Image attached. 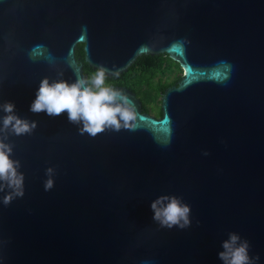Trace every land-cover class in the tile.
Returning <instances> with one entry per match:
<instances>
[{
    "label": "water",
    "instance_id": "1",
    "mask_svg": "<svg viewBox=\"0 0 264 264\" xmlns=\"http://www.w3.org/2000/svg\"><path fill=\"white\" fill-rule=\"evenodd\" d=\"M79 44L109 78L143 55L178 62L161 117L114 86L131 127L93 136L31 111L43 80L87 79ZM6 103L36 126L0 131L24 176L22 197L0 192V264H224L231 234L264 264V0H0V129ZM162 197L189 226L153 218Z\"/></svg>",
    "mask_w": 264,
    "mask_h": 264
},
{
    "label": "clouds",
    "instance_id": "2",
    "mask_svg": "<svg viewBox=\"0 0 264 264\" xmlns=\"http://www.w3.org/2000/svg\"><path fill=\"white\" fill-rule=\"evenodd\" d=\"M106 79V69L103 67L97 69L90 78H79L73 84L63 81L49 84L45 79L41 82L30 110L37 113L46 111L49 116H59L66 111L70 122H83L82 131L93 136L106 128L119 130L121 127H131L129 122L135 119L133 104L122 92L108 86ZM2 108L8 115L4 117L0 131L11 126L16 135H22L36 126L34 122L29 124L12 115L15 108L12 103H6ZM11 152L12 148L0 140V192L11 190L3 197L5 205L24 195V176L17 171L19 162L9 158ZM52 187L53 181L49 179L45 190ZM165 201H168L166 205ZM151 207L154 211L153 218L162 227L179 226L183 229L190 225V207L175 197H162L153 202ZM223 248L219 258L224 264H253L248 253V242H241L238 235L231 234L229 240L223 243Z\"/></svg>",
    "mask_w": 264,
    "mask_h": 264
},
{
    "label": "trees",
    "instance_id": "3",
    "mask_svg": "<svg viewBox=\"0 0 264 264\" xmlns=\"http://www.w3.org/2000/svg\"><path fill=\"white\" fill-rule=\"evenodd\" d=\"M76 56L84 64L85 75L90 78L96 70L85 61L83 44H79ZM183 75V68L168 55H143L137 59L128 72L107 77L106 84H119L131 88L141 99L144 108L161 116V96L170 86L176 84ZM145 109V110H146Z\"/></svg>",
    "mask_w": 264,
    "mask_h": 264
},
{
    "label": "flooded vegetation",
    "instance_id": "4",
    "mask_svg": "<svg viewBox=\"0 0 264 264\" xmlns=\"http://www.w3.org/2000/svg\"><path fill=\"white\" fill-rule=\"evenodd\" d=\"M109 86H114V87H125V88H127V89H129V90H131V91H133L131 88H129V87H127V86H125V85H119V84H112V85H109ZM134 92V91H133ZM138 97V96H137ZM139 98V97H138ZM140 99V98H139ZM141 100V99H140ZM146 108H144V105H143V103H142V110H143V112H148V113H151V112H149L150 110L147 108L146 110H145ZM152 114V113H151ZM157 117H161V116H157Z\"/></svg>",
    "mask_w": 264,
    "mask_h": 264
}]
</instances>
